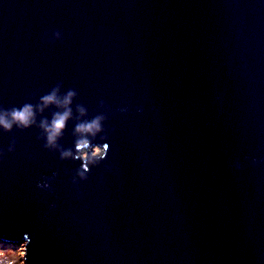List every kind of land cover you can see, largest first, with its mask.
<instances>
[{"label":"water","instance_id":"95a60500","mask_svg":"<svg viewBox=\"0 0 264 264\" xmlns=\"http://www.w3.org/2000/svg\"><path fill=\"white\" fill-rule=\"evenodd\" d=\"M0 117L25 264H264V0H0Z\"/></svg>","mask_w":264,"mask_h":264},{"label":"clouds","instance_id":"9594fccd","mask_svg":"<svg viewBox=\"0 0 264 264\" xmlns=\"http://www.w3.org/2000/svg\"><path fill=\"white\" fill-rule=\"evenodd\" d=\"M73 95V93L68 94V98L64 101L65 104L70 103V98ZM43 102L45 105L56 102L55 95L46 96L43 98ZM69 112H65L63 115H57L53 121L51 128L49 129L50 135H49V143L52 144L55 141V138L60 134V132L64 129L66 120L68 119ZM33 117V110L30 105H25L21 109H13L11 112V119L12 121L27 127L29 126L31 119ZM0 126H3L6 130H10L12 127V124L8 122V120L4 117H0ZM78 132H87L92 133L94 131H99V122L93 121L90 124L82 125L78 127ZM89 148V142L87 140L80 141L77 144V151L81 153L80 159H82L84 163V170L87 171V164L90 162V157L88 152L86 151ZM107 146H105V149L101 148H94L91 152V159L95 158H103L105 155V150ZM2 242V241H1ZM6 243V242H4Z\"/></svg>","mask_w":264,"mask_h":264},{"label":"rangeland","instance_id":"374dc122","mask_svg":"<svg viewBox=\"0 0 264 264\" xmlns=\"http://www.w3.org/2000/svg\"><path fill=\"white\" fill-rule=\"evenodd\" d=\"M92 149L86 150L90 155ZM24 244L4 243L0 241V264H25Z\"/></svg>","mask_w":264,"mask_h":264},{"label":"trees","instance_id":"16d2710c","mask_svg":"<svg viewBox=\"0 0 264 264\" xmlns=\"http://www.w3.org/2000/svg\"><path fill=\"white\" fill-rule=\"evenodd\" d=\"M7 243V242H6ZM8 244V243H7Z\"/></svg>","mask_w":264,"mask_h":264}]
</instances>
